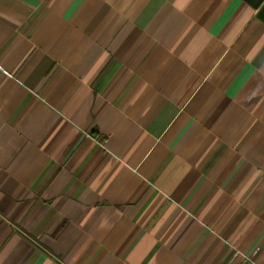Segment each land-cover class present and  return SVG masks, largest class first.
Instances as JSON below:
<instances>
[{
    "label": "crops",
    "instance_id": "1",
    "mask_svg": "<svg viewBox=\"0 0 264 264\" xmlns=\"http://www.w3.org/2000/svg\"><path fill=\"white\" fill-rule=\"evenodd\" d=\"M0 65V264H264V0H0Z\"/></svg>",
    "mask_w": 264,
    "mask_h": 264
},
{
    "label": "built area",
    "instance_id": "2",
    "mask_svg": "<svg viewBox=\"0 0 264 264\" xmlns=\"http://www.w3.org/2000/svg\"><path fill=\"white\" fill-rule=\"evenodd\" d=\"M0 69H2L1 65H0ZM255 252V251H254ZM237 256H241L242 258V263H246L247 261H251V258L244 254V253H241L239 251H234L231 255V257L228 259V261L224 262L223 264H230V262ZM241 263V264H242Z\"/></svg>",
    "mask_w": 264,
    "mask_h": 264
}]
</instances>
